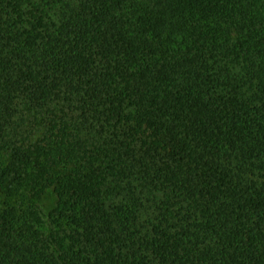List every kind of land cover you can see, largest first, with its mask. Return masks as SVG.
Here are the masks:
<instances>
[{
    "label": "trees",
    "instance_id": "1",
    "mask_svg": "<svg viewBox=\"0 0 264 264\" xmlns=\"http://www.w3.org/2000/svg\"><path fill=\"white\" fill-rule=\"evenodd\" d=\"M0 264H264V0H0Z\"/></svg>",
    "mask_w": 264,
    "mask_h": 264
},
{
    "label": "rangeland",
    "instance_id": "2",
    "mask_svg": "<svg viewBox=\"0 0 264 264\" xmlns=\"http://www.w3.org/2000/svg\"><path fill=\"white\" fill-rule=\"evenodd\" d=\"M46 202H47V205H49V206H50V204H51V201H49V200H48V201H46Z\"/></svg>",
    "mask_w": 264,
    "mask_h": 264
}]
</instances>
